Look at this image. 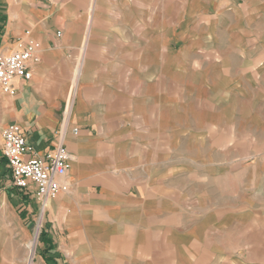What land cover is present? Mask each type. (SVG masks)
Returning <instances> with one entry per match:
<instances>
[{
  "label": "crops",
  "instance_id": "0c3cea01",
  "mask_svg": "<svg viewBox=\"0 0 264 264\" xmlns=\"http://www.w3.org/2000/svg\"><path fill=\"white\" fill-rule=\"evenodd\" d=\"M182 1L154 9L168 18L147 26L145 0H0V53L18 41L40 46L30 79L14 82L15 96L0 92L1 166L9 171L1 154L7 126H19L42 156L57 146L70 106L69 169L60 180L68 189L41 212V264H264V209L219 203L226 172L208 159L228 147L229 127L235 133L223 115L230 94L248 96L256 113L249 139L264 141V0ZM187 64L197 69L186 75ZM193 87L207 92L194 108L214 118L178 116V94ZM185 137L210 144L198 171L175 165ZM197 176L202 198L187 192ZM9 191L40 213L31 192Z\"/></svg>",
  "mask_w": 264,
  "mask_h": 264
},
{
  "label": "rangeland",
  "instance_id": "374dc122",
  "mask_svg": "<svg viewBox=\"0 0 264 264\" xmlns=\"http://www.w3.org/2000/svg\"><path fill=\"white\" fill-rule=\"evenodd\" d=\"M169 2H171V5L173 2H176L177 9H179L183 1L145 0V23L147 26L153 22L154 18L157 21L159 18H168V14L165 15V11L162 14L158 11L155 14L152 12L157 7L170 6ZM176 17L178 18L179 15ZM180 17H184V15L181 14ZM1 25L2 23L0 22ZM188 65L183 67L186 75L197 69L196 67L192 69V65L189 68ZM199 65L207 66L206 64H196V66ZM179 66H183V64ZM181 83L183 84V82ZM182 84H179V86H181L183 91L187 90ZM192 89L194 93L191 95L185 93L183 95L178 94V116L188 118L192 120V123L203 118H214L217 114L216 112L204 111L202 109L203 107L194 108L193 105L194 101H199L203 106L205 105L207 97L205 88L193 87ZM198 91L200 93H197ZM235 97L236 104L232 101ZM181 98L185 99V101L181 102ZM188 98H190V102H188ZM226 98L228 100L226 109L223 112L224 121L230 120L232 122L231 124L234 126L235 133L232 135V127H229L224 137V145L226 143L228 147L223 152L214 151L212 154L217 155V158L212 159L211 155L208 158L210 167L212 166V161L215 160L214 165L219 163L226 172L224 187L220 192L218 202L221 203L220 201L223 200L222 205H225L226 208H236V206H241L244 202H248L251 206H260L264 209V141L257 140V142L253 143L249 139V134H255L251 130V127H249L251 124V120L249 119L255 116L256 113L248 110V96L230 94ZM257 118V121L264 124V111L260 112ZM195 128L193 126L191 129ZM181 129H184V127H181ZM259 137L257 135V138ZM189 139L188 137L178 139L176 146L178 155L175 165L179 168L178 170L197 169L198 171L202 162H208L204 157L209 153L210 144L208 143L205 146V144L198 143L195 137L192 141H189ZM186 153L192 157L188 158ZM256 154L259 156L255 157ZM239 169H244V172L242 171L244 175H240V172H238L240 171ZM234 173L236 174L233 175ZM199 178L200 176H197L192 179L191 184L193 185L188 186L187 192L192 193L194 198L195 196L202 198V194H205L202 192L204 186L198 184L200 182ZM237 178H240V181L238 180L239 182ZM187 182H189L188 176ZM10 185L11 177L9 171L4 169L0 163V264H41L39 248L45 227L44 215L41 212L28 211V205L26 204H16L15 199L10 196ZM186 185L187 183L180 182L181 187ZM238 185L239 187H237ZM207 193L215 203L218 194L216 189L212 190L210 188ZM15 204L16 207L14 206ZM197 209H200V206L197 205L196 208L194 207V211H197ZM20 234L23 238L20 237Z\"/></svg>",
  "mask_w": 264,
  "mask_h": 264
},
{
  "label": "built area",
  "instance_id": "2783aa9c",
  "mask_svg": "<svg viewBox=\"0 0 264 264\" xmlns=\"http://www.w3.org/2000/svg\"><path fill=\"white\" fill-rule=\"evenodd\" d=\"M39 44L34 41L16 42V49L10 53H0V92L15 96L16 80L28 81L31 77L29 64L39 62ZM70 106L63 110L60 126L56 132L58 144L52 152L42 156L29 147L17 125H9L2 132L1 154L9 168L11 186L17 190L31 192L42 212L47 203L68 187L60 180L69 169V155L63 144L68 128ZM77 135L78 130H71ZM29 156V157H28Z\"/></svg>",
  "mask_w": 264,
  "mask_h": 264
}]
</instances>
